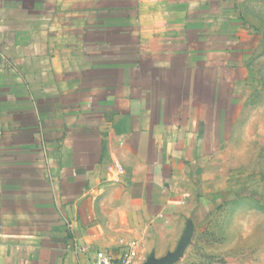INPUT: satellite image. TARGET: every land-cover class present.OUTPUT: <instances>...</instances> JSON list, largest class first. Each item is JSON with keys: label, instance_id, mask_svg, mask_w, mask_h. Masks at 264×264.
<instances>
[{"label": "crops", "instance_id": "obj_1", "mask_svg": "<svg viewBox=\"0 0 264 264\" xmlns=\"http://www.w3.org/2000/svg\"><path fill=\"white\" fill-rule=\"evenodd\" d=\"M262 1L0 0V264L156 256L193 229L224 264H264V207L217 191L210 157L256 116L216 78Z\"/></svg>", "mask_w": 264, "mask_h": 264}, {"label": "rangeland", "instance_id": "obj_2", "mask_svg": "<svg viewBox=\"0 0 264 264\" xmlns=\"http://www.w3.org/2000/svg\"><path fill=\"white\" fill-rule=\"evenodd\" d=\"M263 2V1H262ZM264 3V2H263ZM255 8V7H254ZM253 8V10H254ZM264 11V4L262 6ZM252 14L254 23L260 28L253 34L243 37L237 42L239 52L231 56L233 68L229 71L221 70L216 86L219 93L229 92L234 95L247 96L248 109L257 103L253 118H237L232 125L230 134L215 133L214 146L210 149V157L213 159L212 169L215 175L216 190L226 195L230 189L236 197L240 195L241 202L264 207V12ZM260 30V31H259ZM263 34V35H262ZM240 39V38H239ZM235 40V39H234ZM218 72V71H217ZM229 76H226L227 74ZM224 77V78H223ZM228 78L224 84L223 80ZM249 111V110H248ZM257 112V113H256ZM233 119H230V121ZM247 121V131L240 129ZM217 130V127H215ZM210 136V135H209ZM210 166V168H211ZM221 201V200H220ZM254 202V203H253ZM221 217V214H219ZM220 225V224H219ZM175 240L176 244H165L155 253V257H162L169 252H175L174 258L167 264H224L221 256L215 257L205 251V246H215L222 243L220 233H212L210 236L201 230L185 231L181 240ZM178 241V243H177ZM179 243L181 245L179 246ZM149 255L150 251L141 248L140 264ZM154 256V255H153Z\"/></svg>", "mask_w": 264, "mask_h": 264}, {"label": "built area", "instance_id": "obj_3", "mask_svg": "<svg viewBox=\"0 0 264 264\" xmlns=\"http://www.w3.org/2000/svg\"><path fill=\"white\" fill-rule=\"evenodd\" d=\"M72 248L77 253H87L89 245L74 242ZM94 264H140L141 245L137 240L124 242L118 251L97 250L94 252Z\"/></svg>", "mask_w": 264, "mask_h": 264}, {"label": "water", "instance_id": "obj_4", "mask_svg": "<svg viewBox=\"0 0 264 264\" xmlns=\"http://www.w3.org/2000/svg\"><path fill=\"white\" fill-rule=\"evenodd\" d=\"M180 245L181 243H179V246ZM174 253L175 252H168L162 257H155L153 255H149V257L142 264H167L174 258Z\"/></svg>", "mask_w": 264, "mask_h": 264}]
</instances>
